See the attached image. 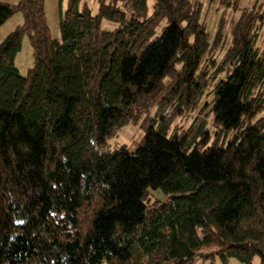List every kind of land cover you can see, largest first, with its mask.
Wrapping results in <instances>:
<instances>
[{
  "label": "trees",
  "instance_id": "trees-1",
  "mask_svg": "<svg viewBox=\"0 0 264 264\" xmlns=\"http://www.w3.org/2000/svg\"><path fill=\"white\" fill-rule=\"evenodd\" d=\"M97 3L67 0L55 39L44 0L0 2V27L23 17L0 43V264H264V0L219 61L200 2Z\"/></svg>",
  "mask_w": 264,
  "mask_h": 264
},
{
  "label": "rangeland",
  "instance_id": "rangeland-1",
  "mask_svg": "<svg viewBox=\"0 0 264 264\" xmlns=\"http://www.w3.org/2000/svg\"><path fill=\"white\" fill-rule=\"evenodd\" d=\"M19 0H0L2 3L6 4H16ZM193 3L200 2L202 4V13H201V22L205 25L206 31L209 34L210 42L213 41L218 28L221 27V42L219 48L214 53L213 59L219 61L221 56L224 54L227 49L230 40H231V26L234 21H236L240 15V10L242 8L251 7L253 0H241L240 7L237 11L229 10L225 7H222L219 4V0H191ZM45 2V14L46 21L51 32V35L55 39L60 38L59 29H58V12L59 8L64 11L66 8L67 0H44ZM154 0H146L148 15L152 13ZM87 4L92 12L95 14L97 12L98 3L97 0H82V4ZM23 23V17L20 13L13 15L5 24L0 27V43L19 25ZM164 23L161 24L157 29L155 34L160 35ZM116 27V24L102 20L101 29L103 30H113ZM33 57H32V48L29 43V39L25 36L21 42V49L17 53L15 58V66L19 71L20 75L25 76L29 69L32 68ZM209 100V98H208ZM195 114L191 116H185L181 119H178L176 123H180L182 126L187 127L193 120ZM264 116V111L257 115L255 120ZM210 131H212V126H209ZM143 132L140 130L137 124L129 123L122 128L118 129L116 134L109 138L107 141V148L113 150L116 147L121 145H127L132 142L138 141L141 139ZM153 198L162 199V193L160 191L150 192ZM164 197V196H163ZM192 264H223L218 258H215L213 262L206 260H195ZM227 264H240L236 259H229ZM253 264H259V259L256 258Z\"/></svg>",
  "mask_w": 264,
  "mask_h": 264
},
{
  "label": "crops",
  "instance_id": "crops-1",
  "mask_svg": "<svg viewBox=\"0 0 264 264\" xmlns=\"http://www.w3.org/2000/svg\"><path fill=\"white\" fill-rule=\"evenodd\" d=\"M55 3H57V0H55ZM58 16H59V12H58Z\"/></svg>",
  "mask_w": 264,
  "mask_h": 264
}]
</instances>
